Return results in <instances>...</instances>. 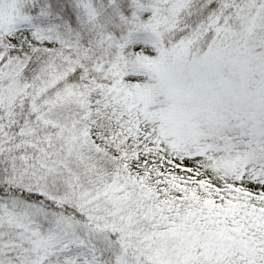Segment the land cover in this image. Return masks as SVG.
Segmentation results:
<instances>
[{
    "label": "snow or ice",
    "instance_id": "1",
    "mask_svg": "<svg viewBox=\"0 0 264 264\" xmlns=\"http://www.w3.org/2000/svg\"><path fill=\"white\" fill-rule=\"evenodd\" d=\"M0 264H264V0H0Z\"/></svg>",
    "mask_w": 264,
    "mask_h": 264
}]
</instances>
